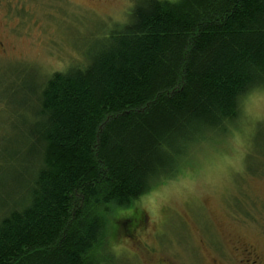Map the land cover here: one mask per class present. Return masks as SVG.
I'll return each mask as SVG.
<instances>
[{"label":"trees","instance_id":"1","mask_svg":"<svg viewBox=\"0 0 264 264\" xmlns=\"http://www.w3.org/2000/svg\"><path fill=\"white\" fill-rule=\"evenodd\" d=\"M115 30L34 88L28 140L1 150L0 264H114L113 214L178 178L264 91V0H138Z\"/></svg>","mask_w":264,"mask_h":264},{"label":"rangeland","instance_id":"2","mask_svg":"<svg viewBox=\"0 0 264 264\" xmlns=\"http://www.w3.org/2000/svg\"><path fill=\"white\" fill-rule=\"evenodd\" d=\"M47 1L36 12L48 28H5L13 44L0 53V177L2 148L28 140L34 88L85 64L138 0ZM189 159L178 178L113 212L104 245L114 264H240L245 249L264 257V91L246 96L229 132Z\"/></svg>","mask_w":264,"mask_h":264},{"label":"flooded vegetation","instance_id":"3","mask_svg":"<svg viewBox=\"0 0 264 264\" xmlns=\"http://www.w3.org/2000/svg\"><path fill=\"white\" fill-rule=\"evenodd\" d=\"M42 6L48 7V1L0 0V53H7L13 44L5 28H48V17L43 20L37 17L36 9ZM237 255L241 257L240 264H264V257L252 249L242 250Z\"/></svg>","mask_w":264,"mask_h":264}]
</instances>
